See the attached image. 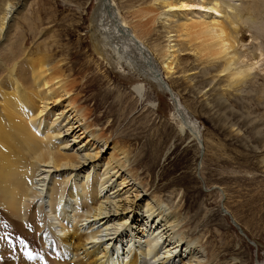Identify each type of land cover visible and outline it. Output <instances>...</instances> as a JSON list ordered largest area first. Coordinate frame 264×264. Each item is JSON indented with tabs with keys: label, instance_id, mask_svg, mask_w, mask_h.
I'll use <instances>...</instances> for the list:
<instances>
[{
	"label": "rangeland",
	"instance_id": "374dc122",
	"mask_svg": "<svg viewBox=\"0 0 264 264\" xmlns=\"http://www.w3.org/2000/svg\"><path fill=\"white\" fill-rule=\"evenodd\" d=\"M97 1L0 0V7L6 2L14 6L9 29L0 37V84L5 82L14 63L24 66L29 57L30 61L35 62L36 57H46L48 54L47 60L52 64L58 66L60 62L64 75L71 77L75 83L78 82L76 92L78 91L81 99L79 102L91 110L90 121H95L96 127L93 129H104L109 139L108 145L116 141L127 150V169L135 174L136 184L127 178L129 185L125 184L123 186L126 187L120 188L116 187L119 183L118 176L110 178L103 192L98 193L100 201H105L103 197H108L110 204L107 202L106 205L110 210H114V202L120 199L119 202L124 203L122 200L126 198L129 201L136 193L135 188H144L145 194L139 192L144 196L143 199L154 201L157 198L167 215L176 216L179 224L174 229L180 228L179 236L185 242L180 255L175 258L176 264H188L186 262L192 259L186 251L182 252L186 243L189 246V241L198 245L194 258H198L202 264H264V0H257V10L248 6L250 10L247 13L244 12L246 0H232L241 7L238 10L239 14L244 15L241 19L247 16L253 19L242 20L239 33L242 49L248 50L249 58L252 54H249L250 51L262 54V62L253 72L256 75L253 81L239 91L227 89L223 87L226 81L222 77H214V70L202 66L196 69L198 71L194 75L167 78L175 96L159 88L154 82L138 78L124 61L119 62L116 52L112 50L114 43L111 40L114 38H106V34H100L94 40L92 31L96 26L92 18L96 12ZM113 1L120 18L129 22L133 8L138 7L139 2ZM147 2L148 0L145 3ZM102 15L103 13L100 18ZM129 26L130 31L138 32L134 30V26ZM109 28L116 31L111 23ZM139 37L152 53L153 63L160 69L156 51H159L164 43L161 28L158 26L153 33L145 34V37L141 34ZM135 50L137 51V48ZM98 51L101 52L100 55ZM180 62L186 73L193 70L192 56H183ZM159 71L164 74L161 69ZM137 81L141 82L142 94L135 93L134 85ZM179 103L183 113L186 112L187 118L191 120V125L194 124V128H198L197 134L200 137L190 135L189 127H180L175 108ZM63 136L64 134V139ZM197 138L201 139V144ZM68 140L67 147H71L68 149L70 152L78 150V153L83 154L86 151L83 149L86 139L77 140L74 143L76 145L70 141L71 137L68 136ZM109 152L110 149L105 154L100 153L102 160L97 158L91 162L95 164V169L100 175L103 172L100 165ZM92 170L90 169V172ZM63 172L65 174V170L55 172L60 184L54 203L56 213L52 210L53 197L51 198L49 193L53 174L42 175L45 181H39L37 188L42 189L44 196L37 199V206L34 205L33 208L35 212H41L38 206H42L47 222L52 223L51 227L57 226V230L59 225L54 214L63 216L62 211H66L67 222L74 226L80 218L77 217L80 214L84 216L89 211L88 207L81 206V198L72 201L66 195V190H63L65 186L66 189L73 188V191L81 193L83 190L80 184L85 174L81 172L77 177H73L78 186L72 187L70 184L73 182L74 173L65 179L68 171L65 175ZM109 175L111 174H107L106 178ZM70 178L72 181L68 183ZM62 180L65 183H62ZM131 185L134 186L131 188ZM118 189L120 191H117ZM126 190L128 191L123 195ZM89 203L87 200L88 206ZM137 213L140 220L147 218L143 217L142 209ZM0 214L11 221V231L24 234L33 243L38 242L35 235L29 237L30 234L23 224L13 220L2 208ZM231 217L245 235L236 229L230 220ZM114 218L115 216L111 217L112 220ZM140 220L137 225L144 224V220ZM154 220L160 222L157 216ZM0 224L5 227L3 222ZM80 224L85 228L88 221L76 225ZM94 225L102 230L100 238L104 240L109 238L108 234L113 228L123 229L115 220L110 222L107 228L99 223ZM131 225L132 223L127 227L129 236L121 241L123 246H117L118 252L123 250V254L133 243H125L132 237L130 228L133 231L136 228L135 223L132 225L134 227ZM157 232L161 235L170 233L156 231L153 232L154 235ZM132 234L134 235L133 232ZM165 234L163 239L166 238ZM152 237L153 235L139 234L134 239L136 244L140 242L138 251H141L142 246H146V240ZM162 240L157 246L158 251L163 248L162 244L166 245ZM107 243L109 247L111 242ZM0 244L3 248L1 251L0 247V264H3L6 258L11 260V252L9 253L6 243L2 241ZM117 249L115 247V252ZM161 249L159 253L162 254ZM125 255L120 256L125 258ZM144 259L148 264H158L161 261H154L152 254L146 255Z\"/></svg>",
	"mask_w": 264,
	"mask_h": 264
},
{
	"label": "bare ground",
	"instance_id": "6f19581e",
	"mask_svg": "<svg viewBox=\"0 0 264 264\" xmlns=\"http://www.w3.org/2000/svg\"><path fill=\"white\" fill-rule=\"evenodd\" d=\"M134 1L139 4L138 7L133 8L132 16L127 22L125 18V20L120 18L113 0L106 2L98 0L96 12L92 18L96 27L93 28L92 33L95 37L94 40L100 34H106V38H114L111 40L114 43L112 50L116 52L118 61H124L138 78L154 82L159 88L161 87L173 95L167 78L194 75L198 71L196 69H200L202 66L214 70V77H222L226 81V85L223 87L227 89L239 91L255 78L256 75L253 72L262 62V54L250 51L249 54H252L249 58L248 50L242 49L243 45L240 43L242 39L239 37L240 22L246 19L253 21V19L250 16L241 19L244 15L239 14L238 10L241 7L235 1L148 0L147 3H145L147 0ZM246 1L244 12L247 13L250 10L249 7L257 10V0ZM13 8L14 6L10 2L3 3L0 7V37L9 29V22L14 13ZM101 13L103 15L100 18ZM110 23L116 28L115 32L109 28ZM130 24L135 27L134 30L140 32V35H137L138 32L129 30ZM158 26L161 28L164 43L159 51H156V54L160 60H158L160 69L165 75L161 74L159 67H156L157 64L153 63L152 53L143 45V41L141 42L139 37L141 34L145 37V34L153 33ZM99 53L101 54L100 51H98V55H100ZM183 56L193 57L194 68L190 73L187 72L188 74L183 70L180 62ZM48 57V54L46 57H36L35 62L30 61L29 57L24 66L14 63L9 69L8 77L6 80L4 79L5 82L0 84V208L13 220H17L21 224L28 222L30 225L31 223L33 229L38 231L40 227L33 208L34 205L37 206V199L44 196L42 189L37 188L39 181H45L42 175L53 174L49 193L51 198L53 197L52 210H54L60 185L55 172L65 170L66 174L68 171L65 179L71 176V173H74L73 178L82 172L85 175L82 176L84 179L80 184L83 190L81 193L77 190L73 191V188L62 187L72 201L79 197L83 201L81 206L88 207L87 214L84 216L80 214L81 216L77 217H80L79 220H76L77 223L88 221L86 229L82 227L83 224L79 225L81 228L76 225L77 223L70 226V223L67 222L66 211H62L63 216L59 213H57L59 215L54 214L55 219L58 220L59 229L57 230L56 226L55 231L58 234L54 233L53 236L65 245L59 248L58 256L48 257L45 264H148L144 259L148 254H152L154 261L161 260L158 264H176L175 258L180 255L185 242L179 236L180 228L174 229L179 224L176 216L167 215L159 205L157 198L154 201L143 199L144 196H141L139 192L145 194L144 188L141 190L135 188L136 193L132 199L122 200L125 201L124 203L119 202L120 199L114 202L112 205L114 210H110L106 205L108 197H103L105 201L98 199V193L103 192L106 188L105 184L115 176H118L117 180L119 181L116 185L117 188L128 186L127 178L136 184L135 174L127 169L128 152L116 141L110 143L111 147H109L107 143L109 139L105 130L102 128L93 129L96 127L95 121L93 123L90 121L91 110L81 105L79 93L76 92L78 82L75 83L71 77H66L63 68L60 67L61 63L58 62V66H55L47 60ZM202 73L206 74L204 71ZM223 80L221 79V81ZM134 89L135 93L142 94L141 82H135ZM175 108L180 127L185 129V125H187L190 128V135L197 137L198 128L195 129L193 123L191 125V120L187 118L186 112L183 113L180 103ZM62 134H64V139ZM68 136L71 137L70 141H73V144L77 140L86 139L83 148L86 151L83 154L78 153V150L70 152L68 149L71 147H67L69 146ZM198 136L200 137V135ZM109 149L108 157L100 165L103 167V172L100 175L99 171L95 169V164L91 162L97 158L102 160L100 153L105 154ZM90 169L93 170L90 172ZM107 174L111 175L106 178ZM72 178L67 180L68 183L72 181ZM71 183L72 187L78 186L75 183V178ZM125 184L127 185L123 186ZM133 186L131 185V188ZM127 191L122 194L125 195ZM87 200L90 201L89 206ZM38 207L43 214V207ZM141 209L144 213L142 216L147 217V220L139 219L137 212ZM128 214H130L129 217ZM42 216L45 219V215ZM113 216H115L113 220L117 221V225L123 229L113 228L112 232L108 234L109 238L104 240L100 238L102 230L94 224L106 225L107 228L113 221L111 219ZM156 216L160 220L159 223L154 220ZM139 220L141 222L144 220V224L137 225ZM44 222L46 225V221ZM131 223L132 225L135 223L136 228L134 231L130 228L132 237L125 243H133L125 250L126 255L123 254V250L119 251V254L117 246H123L121 241L127 237V227L129 228ZM47 225L50 227L52 223L47 222ZM0 226H2L1 229H4L3 225L0 224ZM162 227L164 228L161 229ZM165 230L170 232L164 233L168 240L163 239L164 234L161 235L157 232L154 235L153 233L156 231L166 232ZM122 232L124 233L121 234ZM139 234L153 235L151 239L146 240V246L144 248L142 246L141 251H138L141 247L140 242L136 244L134 240ZM13 236L17 239L15 234ZM2 238L3 242L8 245L9 253L11 252V260L6 258L3 264H44L41 258H37V263L27 261L24 258L23 245L16 240H11L9 233L3 234ZM35 240L38 241L37 243L43 244L40 237L36 236ZM161 240L166 243V245L162 244V249L160 248L161 251L163 250L162 254L159 253L160 249L159 251L157 249ZM106 241L111 242L109 247L107 246L109 243ZM188 243L189 246L186 243L182 252L186 251L193 260L190 259L186 263L202 264V261L194 258L197 255L198 245L194 241ZM0 247L2 251L1 244ZM115 247L117 252H115ZM120 255H125V258H121Z\"/></svg>",
	"mask_w": 264,
	"mask_h": 264
},
{
	"label": "water",
	"instance_id": "95a60500",
	"mask_svg": "<svg viewBox=\"0 0 264 264\" xmlns=\"http://www.w3.org/2000/svg\"><path fill=\"white\" fill-rule=\"evenodd\" d=\"M107 0H99V2H106ZM106 6H108V5H106ZM170 95H171V92H169V91H167ZM185 126H187V125H185ZM188 127V126H187ZM197 141H198V143H200L201 144V139H199V138H197L196 139ZM201 152H202V148H201ZM230 220H231V222L235 225V227H236V229L241 233V234H243V235H245V233L243 232V230L241 229V227L239 226V224L231 217L230 218Z\"/></svg>",
	"mask_w": 264,
	"mask_h": 264
}]
</instances>
